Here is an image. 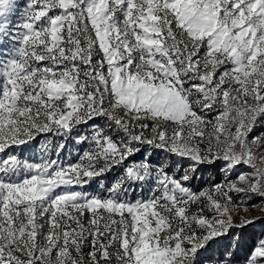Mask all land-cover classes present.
Returning a JSON list of instances; mask_svg holds the SVG:
<instances>
[{
	"label": "snow or ice",
	"instance_id": "6c2138e0",
	"mask_svg": "<svg viewBox=\"0 0 264 264\" xmlns=\"http://www.w3.org/2000/svg\"><path fill=\"white\" fill-rule=\"evenodd\" d=\"M256 200L264 0H0V264H237Z\"/></svg>",
	"mask_w": 264,
	"mask_h": 264
},
{
	"label": "rangeland",
	"instance_id": "374dc122",
	"mask_svg": "<svg viewBox=\"0 0 264 264\" xmlns=\"http://www.w3.org/2000/svg\"><path fill=\"white\" fill-rule=\"evenodd\" d=\"M53 143H55V141H53ZM35 149L39 150L41 149V141L37 144L34 145ZM69 152L72 153V156L75 155V147L73 145V142L68 146V149L64 152V156L65 158H69ZM53 158H54V154H53ZM119 173H112L109 175L108 179L109 181L115 179V177L118 175ZM252 204H255L256 206L253 207ZM264 205H261L260 201L256 200V201H252L249 202V207L247 209V211H245V209L243 207L239 208V209H235L233 208L232 211L234 213H236V219L237 221H239L241 218H261L264 217ZM250 227V228H256L258 229V231H260V234H258L255 238V242L257 241L258 238H260L261 236H264V222H261V220L257 219L256 222H254L253 224L246 226ZM241 229H237V231H240ZM237 237V234H234L233 237L231 238L232 241H235ZM233 248H235V246H233ZM238 253L241 254V257L239 259H237V264H242L243 261V257L247 252L241 251V250H237Z\"/></svg>",
	"mask_w": 264,
	"mask_h": 264
},
{
	"label": "trees",
	"instance_id": "16d2710c",
	"mask_svg": "<svg viewBox=\"0 0 264 264\" xmlns=\"http://www.w3.org/2000/svg\"><path fill=\"white\" fill-rule=\"evenodd\" d=\"M42 138H37V140L34 142V145H37ZM49 139H53L52 137H49ZM59 139V138H56ZM55 141V140H54ZM72 143V141L68 142V146ZM118 172L117 170H114L113 173ZM110 175V174H109ZM211 176V173H205V179ZM237 236H239V250L247 252L254 244H255V238L258 234H260V231L256 228H250V227H244L240 231H237ZM232 240V239H231ZM234 242V241H233ZM228 243V241H226ZM231 246H235L234 243L231 244ZM241 257V254L237 252V259Z\"/></svg>",
	"mask_w": 264,
	"mask_h": 264
}]
</instances>
